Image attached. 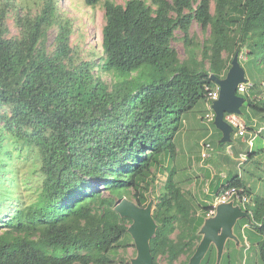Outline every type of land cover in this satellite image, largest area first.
I'll list each match as a JSON object with an SVG mask.
<instances>
[{
  "label": "trees",
  "instance_id": "1",
  "mask_svg": "<svg viewBox=\"0 0 264 264\" xmlns=\"http://www.w3.org/2000/svg\"><path fill=\"white\" fill-rule=\"evenodd\" d=\"M150 1L130 0L124 6L105 1L103 56L95 62L75 58L70 22L60 17L56 0H45L39 15L18 13L20 36L14 38L6 36V20L16 0H0V109L11 112L0 115V203L5 204L0 206V264H114L110 255L125 246L121 242L132 222L115 205L133 191L135 204L147 207L159 171H167L168 179L153 212L158 226L150 242L154 264L162 257L168 264L183 255L190 260L196 253L212 206L200 203L203 212L195 213L175 180L173 163L166 167L165 159L176 156L174 138L183 115L207 102L212 77L225 79L237 55L255 85L246 102L258 128L264 125L258 91L264 82V0H200L197 9L196 0ZM195 19L203 29L211 28V37L202 62L182 64L171 42L178 29L187 41ZM55 25L57 48L50 52L48 32ZM103 73L124 80L109 86ZM7 134L40 158L43 179L27 203L12 202L13 191L3 186L13 182L4 175L10 168L2 145ZM246 165L249 177L264 180V130L247 151ZM91 180L104 190L89 192L95 186ZM227 180L220 188L210 185V191L254 195L241 175ZM256 199L247 211L262 237L257 245L264 264V197ZM7 206L11 215L1 223ZM248 222L239 220L235 233ZM231 242L221 264H232ZM201 264H217L215 246Z\"/></svg>",
  "mask_w": 264,
  "mask_h": 264
},
{
  "label": "rangeland",
  "instance_id": "2",
  "mask_svg": "<svg viewBox=\"0 0 264 264\" xmlns=\"http://www.w3.org/2000/svg\"><path fill=\"white\" fill-rule=\"evenodd\" d=\"M59 9V15L62 19L70 22L71 29V46L74 49L75 58L84 61H95L98 62L100 57L103 56V29L106 25V14L103 0L100 4L95 7H90L86 4V0H56ZM117 5H126L130 0H110ZM150 4V0H144ZM194 8L197 9L200 0H196ZM45 0H16V7L10 9L7 14V26L9 32L6 34L9 38L19 37L20 31L16 25L17 14L20 15H39L43 9ZM216 3L212 1L211 11L215 12ZM176 17L175 14H173ZM59 27L53 26L48 32L47 48L50 52H53L57 48L56 38L58 36ZM211 37V28L203 29L202 25L195 19L189 28V36L186 41L185 34L182 30L178 29L175 32V37L171 42L172 48H174L178 54L180 62L183 64L193 65L194 62L203 61V49L205 42ZM227 57V54H224ZM205 66L209 68V63L205 62ZM97 71V69H96ZM127 76V74H123ZM136 73L132 74L134 77ZM102 77L104 81L109 85H113L117 81L124 80L119 75L103 73ZM248 79V78H247ZM253 82V81H252ZM216 88V84L211 87ZM242 98H245L242 96ZM246 99V98H245ZM208 109L205 102H200L198 106L191 112L185 113L182 120L179 121L180 130L174 138V144L177 148V153L174 160L169 157L165 159L166 167L168 163H173V168L176 170L175 180L179 182L181 189L186 193L187 198L191 200L192 206L195 213L201 214L203 211L200 207V203H206L209 206H213L216 199V194L210 191L209 179L206 173H209L210 169L216 176L215 184L216 188L222 187L228 183V178L233 177L235 174L241 175L254 191V195L249 198L250 205L253 207L256 203L254 197H264V180H258L257 177H249L245 171L249 168L244 161V157L247 156V151L250 149V134L245 137H240L236 134L237 130L233 129L231 134V140L228 143H224L222 151L231 161V171L221 169H214L210 163L215 162L214 158L217 156L216 150L211 154V158L207 160V164L202 162V142L206 141L215 146V149L222 145L221 140L223 134L216 127L215 123H208L204 120ZM0 115H11L8 107L0 109ZM245 122L252 120V116L257 117L255 111L248 107V103L245 102L241 108V114L239 115ZM258 118V117H257ZM262 126L264 127L263 123ZM221 134H220V132ZM2 145L7 149L9 158L7 160L9 170L5 172V177L12 178L13 182H6L3 186L13 191L12 202L16 198H20L23 202H30L36 196V190L40 186L43 179V175L40 172L41 163L38 153L27 150L23 145L16 143L12 137L7 134ZM230 147V148H229ZM2 158L4 156L2 155ZM209 164V165H208ZM204 165L206 168L200 169ZM212 166V168L210 167ZM204 170V171H202ZM254 172L253 169H250ZM211 174V173H210ZM157 180L154 184L153 189L148 193L149 202L153 204V212L158 198L163 193V189L168 179L167 171L156 172ZM225 178V179H224ZM95 185L89 188V192L103 191L104 186H100V182H94ZM208 181V182H207ZM105 196L109 193L104 192ZM127 200L135 203L136 199L133 196V191L125 193ZM233 201V200H231ZM229 203V202H228ZM3 202L0 206H4ZM237 202L235 206H239ZM148 206V205H147ZM9 207V208H8ZM9 214L4 217H9L12 211V206H7ZM208 215V219L211 218ZM248 225H245L240 233L236 234V240H232L229 253L231 254L232 264H263L259 257L258 245L262 237L261 235L252 229V218ZM133 222L128 223L130 227ZM180 230L172 236L174 239L177 238ZM202 230L199 231V235H202ZM123 246L117 251L111 253V258L114 260V264H132V261L137 258L138 250L135 245V241L130 234L126 235L122 242ZM200 244V243H199ZM226 251V247L225 250ZM225 253V252H224ZM190 262L187 255L181 256V258L174 264H188ZM159 264H168L166 258L162 257L159 259Z\"/></svg>",
  "mask_w": 264,
  "mask_h": 264
},
{
  "label": "water",
  "instance_id": "3",
  "mask_svg": "<svg viewBox=\"0 0 264 264\" xmlns=\"http://www.w3.org/2000/svg\"><path fill=\"white\" fill-rule=\"evenodd\" d=\"M215 84L220 87V97L214 102L213 109L216 114L215 125L223 134L221 143H228L231 140L233 127L225 120L227 114H241V108L246 102L245 98L237 94L239 84L246 83V71L241 66L239 56H235L232 67L225 79L216 76L212 77ZM153 204L142 208L135 203L122 198L117 201L115 211L122 217L130 219L133 224L128 232L135 241L138 256L132 264H154L151 253L150 242L157 231V223L153 217ZM251 220L247 211L235 206V201L219 204L216 214L207 218L201 230L202 240L199 247L188 264H201L210 250L215 246L217 250V264H221L225 247L228 241L236 240L235 227L241 219Z\"/></svg>",
  "mask_w": 264,
  "mask_h": 264
},
{
  "label": "built area",
  "instance_id": "4",
  "mask_svg": "<svg viewBox=\"0 0 264 264\" xmlns=\"http://www.w3.org/2000/svg\"><path fill=\"white\" fill-rule=\"evenodd\" d=\"M255 85L252 81L248 79L246 83H241L238 86L237 94L242 97H246L250 95V92L253 91ZM208 90V100L206 102L207 113L203 118L208 123H215L216 114L213 109L214 102H216L220 97V87L216 84V88L212 89L207 87ZM260 95L259 99L264 102V82H262L260 87ZM225 120L233 127V129L237 130L236 134L240 137H245L247 133V124L244 119H242L239 115L236 114H227ZM253 140L250 141V146H253ZM203 152H202V162H206L211 158V154L214 153L215 148L211 143L206 141L202 142ZM230 148V147H229ZM247 160V156L244 157V161ZM215 175V174H214ZM231 200L235 201V203H239L242 210L247 211V207L250 205L249 197L242 196L240 191L236 189H230L222 195H219L215 202L213 203L212 209L209 212V215L214 216L216 214V208L219 204L228 203ZM248 212V211H247ZM210 216V217H211Z\"/></svg>",
  "mask_w": 264,
  "mask_h": 264
},
{
  "label": "crops",
  "instance_id": "5",
  "mask_svg": "<svg viewBox=\"0 0 264 264\" xmlns=\"http://www.w3.org/2000/svg\"><path fill=\"white\" fill-rule=\"evenodd\" d=\"M260 92V90H258ZM252 91L250 92V95H251ZM247 124V123H246ZM259 126V121L256 117L252 116V120H251V123L249 125H247V134H250V141L251 140H255L258 136V134L264 130V127L263 126H260V128H258ZM253 130H251V129ZM255 129V130H254ZM215 148V146H213ZM216 153H217V156H215L214 158L215 159V162L213 163H210L212 166H214V169H221V170H224V168L227 170V171H231L232 170V167H231V160L223 153L224 151L223 148H216ZM207 162V161H206ZM203 164H207V163H203ZM209 165V164H208ZM212 166H210L212 168ZM201 168L200 169H205L206 167L204 165L200 166ZM204 171V170H202ZM211 173V174H210ZM208 177V181H209V184L213 186V184L215 183V180H216V176L214 177V172H212V169H210L209 173H206V175ZM225 179V178H224ZM227 180V179H225ZM207 181V182H208ZM212 186H211V190H212ZM212 192V191H211Z\"/></svg>",
  "mask_w": 264,
  "mask_h": 264
},
{
  "label": "clouds",
  "instance_id": "6",
  "mask_svg": "<svg viewBox=\"0 0 264 264\" xmlns=\"http://www.w3.org/2000/svg\"><path fill=\"white\" fill-rule=\"evenodd\" d=\"M218 196H216V198H217ZM242 209V208H241ZM236 234V233H235Z\"/></svg>",
  "mask_w": 264,
  "mask_h": 264
}]
</instances>
